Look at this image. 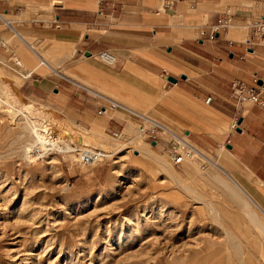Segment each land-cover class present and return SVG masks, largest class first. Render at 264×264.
I'll return each instance as SVG.
<instances>
[{
	"label": "rangeland",
	"instance_id": "1",
	"mask_svg": "<svg viewBox=\"0 0 264 264\" xmlns=\"http://www.w3.org/2000/svg\"><path fill=\"white\" fill-rule=\"evenodd\" d=\"M241 2L222 0L218 10L229 4L234 11ZM246 2L252 9L264 7ZM21 34L56 67L57 46L50 45L47 53L46 41ZM11 38L21 44L15 35ZM17 70L22 71L0 44V71L9 78V95L0 101V264H264L262 236L227 187L241 183L264 206L263 181L238 166L227 173L209 162L201 169L196 158L173 167L164 143L151 147L142 142L139 121L129 122L118 140L78 125L24 98L19 92L24 73ZM22 105L40 125L67 134V140H61L71 148V143L98 147L106 157L82 165L72 150L26 160L21 145L28 136L15 110ZM138 111L174 133L183 131L166 119ZM115 113L127 117L119 109ZM207 157L225 166L217 156ZM243 195L250 202L248 209L264 223V215Z\"/></svg>",
	"mask_w": 264,
	"mask_h": 264
},
{
	"label": "crops",
	"instance_id": "2",
	"mask_svg": "<svg viewBox=\"0 0 264 264\" xmlns=\"http://www.w3.org/2000/svg\"><path fill=\"white\" fill-rule=\"evenodd\" d=\"M52 1L0 0V44L11 59L24 64L19 75L30 73L19 86L24 98L99 133L124 130L138 121L132 113L123 117L122 110V117L116 115L117 109L97 114L108 99L144 110L181 128L201 153L217 156L224 172L242 167L264 183V106L238 105L233 97L235 81L253 85L260 79L264 104V37L247 43L245 25L254 13L264 14V7L252 9L246 2L252 0H243L234 11L229 4L219 11L222 0H59L61 6ZM166 1L172 3L169 8L162 7ZM226 10L231 13L227 29L213 40L200 35ZM21 33L46 41L44 52L57 46L56 67ZM101 50L114 53V65L101 63ZM37 59L44 64H36ZM234 117L238 128L229 132ZM227 139L230 147L223 150ZM239 185L264 208L255 192Z\"/></svg>",
	"mask_w": 264,
	"mask_h": 264
},
{
	"label": "built area",
	"instance_id": "3",
	"mask_svg": "<svg viewBox=\"0 0 264 264\" xmlns=\"http://www.w3.org/2000/svg\"><path fill=\"white\" fill-rule=\"evenodd\" d=\"M123 1V0H120ZM254 2L264 3V0H252ZM172 5L170 1H166L163 3V8H169ZM98 12L102 13V6L98 7ZM231 13L229 11H225L224 13L217 15L214 21L208 26V28H202L200 30V35L207 34V39L213 40L217 38L220 31L223 29H227L230 23ZM247 29L250 32V37L246 39L247 43L251 42V39L254 37H264V14L254 13L252 17L245 24ZM99 59L106 65H114L116 62V56L109 50H101L98 52ZM14 65L20 67L19 60L17 58L12 59ZM44 64V63H40ZM162 74L167 75L166 69H162ZM30 76L29 72L25 73L24 79ZM77 88H83L79 83H75ZM262 87V84L257 83V79L254 80L253 85H247L241 81H235L233 83V97L235 98L238 105H258L263 107L264 104L259 97V88ZM79 90H75L73 92L74 95H78ZM211 97H207L205 99V103H209ZM115 101L108 99L107 104H103L97 110V114H107L110 115L111 111L115 109ZM135 116L138 118L140 122L137 131L140 135V138L143 143L148 144L151 147H155L156 145L164 143V149L167 153L168 159L170 160L173 167L180 166L185 159L195 157L200 161L201 169H204L208 164V157L201 153L196 147H194L186 138L187 134L183 131L181 134L174 133L167 127H165L162 123L146 118V116L142 114H136ZM238 128L237 118L234 117L229 124V132H234ZM122 130L112 131L110 134L113 139H118L122 136ZM46 135L47 142L45 144V148L42 147H34L31 150L32 156L36 159H44L48 155L54 152H61L59 150V145L57 143H53L58 139H66V135H62V131L59 128L51 129L47 127L44 131ZM230 143L229 139L226 140L223 145L226 147ZM72 146L75 147L76 155L78 159L83 164L89 165L91 163H95L100 161L103 157H106V151L104 149L98 147H76L74 143H71Z\"/></svg>",
	"mask_w": 264,
	"mask_h": 264
},
{
	"label": "bare ground",
	"instance_id": "4",
	"mask_svg": "<svg viewBox=\"0 0 264 264\" xmlns=\"http://www.w3.org/2000/svg\"><path fill=\"white\" fill-rule=\"evenodd\" d=\"M230 12V11H229ZM19 63H20V67L17 66L18 68H21L22 67V63L20 62L19 60ZM42 63V62H41ZM16 66V65H15ZM24 76H25V73H24ZM8 76L5 75L2 71H0V101H2V99H4L5 97H7L8 94V90L6 89V86H7V81H8ZM12 83V82H11ZM10 85V84H9ZM12 87V86H10ZM15 90L16 92V89H13ZM18 96V95H17ZM5 100V99H4ZM30 103V102H29ZM17 104V103H16ZM31 104V103H30ZM27 106V105H26ZM115 109H119V110H122L124 111L125 113L127 114H142L144 116H146L145 114L139 112V111H136L134 109H131L125 105H122L121 103H119L118 101H115ZM15 110H17V112L20 114L19 116V120L22 121L23 123V129L25 130V135L28 136V139H26L25 141H23L22 145H21V152H22V155L23 157L28 160V161H33L32 158H35L34 156H32V154L30 153V151L34 148V147H42V148H45V144L47 142V138H46V135L44 134V130L48 127L47 125L45 126H42L39 124V122L37 123L36 120H34L35 117H31L30 113L27 111V109L25 107L22 106H17L15 107ZM146 118H149V119H152L148 116H146ZM152 120H155V119H152ZM157 121V120H155ZM159 122V121H158ZM165 126V125H164ZM50 127V125H49ZM167 127V126H165ZM168 128V127H167ZM51 129H55L54 127H51ZM169 129V128H168ZM171 130V129H170ZM172 131V130H171ZM122 135H123V130H122ZM137 135L140 137L138 131H137ZM186 137V136H185ZM122 138V137H121ZM124 138V137H123ZM187 138V137H186ZM119 139V138H118ZM117 139V140H118ZM53 143H57V144H60L59 145V150L65 152V151H72V150H75V148H71L69 146V144L65 143L64 141H62L61 139H58L56 141H53ZM160 144L156 145L155 147L159 146ZM142 147H139V150L141 149ZM147 148V147H146ZM222 148L226 149V147L222 146ZM147 150V149H146ZM145 151V150H144ZM143 151V152H144ZM138 152V151H137ZM140 153V151H139ZM31 154V155H30ZM195 157H192V158H187L184 160V162L188 161V160H191ZM197 159V158H196ZM159 161V160H158ZM161 161V160H160ZM208 163L211 162L209 161V159H207ZM164 162V161H163ZM170 162V160H169ZM183 162V163H184ZM191 162V161H189ZM161 165H162V162H160ZM182 163V164H183ZM212 163V162H211ZM82 165H86V164H83L81 162ZM91 164H94V163H91ZM89 164V165H91ZM164 164V163H163ZM171 164V162H170ZM181 164V165H182ZM213 165L215 166H218L216 165L215 163H212ZM172 165V164H171ZM164 167L165 164H164ZM219 167V166H218ZM166 168H169V167H166ZM171 169V168H169ZM168 170V169H167ZM170 171V170H169ZM175 174V172H174ZM214 177H215V174H214ZM218 177V176H217ZM213 178V177H212ZM220 179V178H219ZM223 183H226V182H223ZM228 185V184H226ZM235 187L234 186H227L229 191H231V193L236 197V199L239 200L240 204L242 205V207H244L246 210L244 212L245 216L247 217V219L249 220V222L253 225V227L259 232V234L262 236L261 239L264 241V223L262 222V219L259 218L258 214L254 211V210H249L248 207H250V202H248V200L245 198V196L243 194H246L250 200L253 202V204L259 209V211L264 215V209L256 202L254 201L250 195L241 187V185H239V183L235 182ZM263 252V251H262Z\"/></svg>",
	"mask_w": 264,
	"mask_h": 264
},
{
	"label": "water",
	"instance_id": "5",
	"mask_svg": "<svg viewBox=\"0 0 264 264\" xmlns=\"http://www.w3.org/2000/svg\"><path fill=\"white\" fill-rule=\"evenodd\" d=\"M52 5H53V6H61V5H62V2L59 1V0H54V1H52ZM165 78H166L167 81H169V82H176V78H175V77H172V76H166ZM257 83H258V84H263L262 80H260V79L257 81ZM238 130H239V129H238ZM228 147H230V146L228 145Z\"/></svg>",
	"mask_w": 264,
	"mask_h": 264
}]
</instances>
